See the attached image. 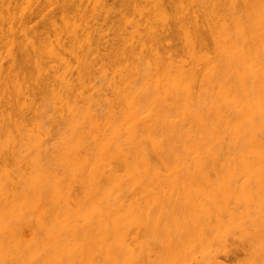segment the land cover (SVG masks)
<instances>
[{
    "label": "bare ground",
    "instance_id": "bare-ground-1",
    "mask_svg": "<svg viewBox=\"0 0 264 264\" xmlns=\"http://www.w3.org/2000/svg\"><path fill=\"white\" fill-rule=\"evenodd\" d=\"M20 1L0 264H264V0Z\"/></svg>",
    "mask_w": 264,
    "mask_h": 264
},
{
    "label": "rangeland",
    "instance_id": "rangeland-1",
    "mask_svg": "<svg viewBox=\"0 0 264 264\" xmlns=\"http://www.w3.org/2000/svg\"><path fill=\"white\" fill-rule=\"evenodd\" d=\"M112 2L114 1V0H111ZM20 3H21V5L20 6H22L21 8H24V10L25 11H23L22 10V12H25V13H27L26 11H30V8H32L31 6H32V4H31V2H30V0H21L20 1ZM19 6V7H20ZM32 10V9H31ZM15 11H17V10H15ZM19 11V10H18ZM21 12V13H22ZM19 13V12H18ZM31 25L32 26H40L41 25V22H40V19H39V17L38 18H33L32 19V21H31ZM219 248V249H218ZM216 249H218V250H216ZM224 249H225V247L224 246H220V247H216L215 248V250L213 249L212 251H211V253L213 254V252H214V254L216 255L217 253L219 254V255H222V252L224 251ZM217 251V253H215ZM240 257H243L242 255H240ZM221 258V257H220ZM221 259H223V257L221 258Z\"/></svg>",
    "mask_w": 264,
    "mask_h": 264
}]
</instances>
